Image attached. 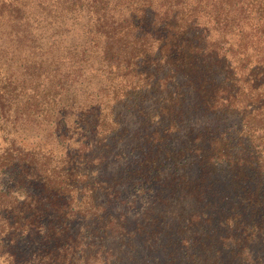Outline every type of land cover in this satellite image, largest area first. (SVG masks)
<instances>
[{"label": "trees", "instance_id": "1", "mask_svg": "<svg viewBox=\"0 0 264 264\" xmlns=\"http://www.w3.org/2000/svg\"><path fill=\"white\" fill-rule=\"evenodd\" d=\"M50 4L87 27L71 32L67 70L44 52L0 82L13 183L0 188V257L264 264V0H39ZM43 123L48 137L24 142ZM37 236L26 258L21 239Z\"/></svg>", "mask_w": 264, "mask_h": 264}, {"label": "rangeland", "instance_id": "2", "mask_svg": "<svg viewBox=\"0 0 264 264\" xmlns=\"http://www.w3.org/2000/svg\"><path fill=\"white\" fill-rule=\"evenodd\" d=\"M51 9L52 11L49 13L48 8H41L39 0H0V82L5 80L7 76H11L13 80L21 78L22 68L26 61L30 60L34 55L40 57L44 52L53 55L54 60L59 62L63 71L67 70L68 64L63 61L65 60L64 54L68 53L65 49L66 47L71 46V43L77 39V45L81 42V38L79 37L72 38L71 32L74 35H81L83 33V28L87 27L84 24L86 18L84 14L74 13L72 15H76V17L69 19L68 16L62 21L60 15L56 14L55 7H51ZM63 22L66 23V26L63 25ZM58 23H60L61 27ZM40 26L41 32L39 30ZM36 32H39V35L40 33H43L44 36L41 40V49L39 47L40 39L34 35ZM56 35H59L60 38L55 42L54 38L57 37ZM31 38H34V40H31ZM31 48L35 49L31 50ZM28 57L30 58L26 59ZM29 128L33 129L29 133L22 134V138L26 143L35 142L39 137H48L46 133L47 128L44 123L41 125H32ZM2 131L3 130H1V132ZM36 133H39L38 138ZM5 141H7V139H5L2 133H0V147ZM131 159L132 158H129L128 156L115 163L121 162L125 164L128 161V164ZM185 161L187 160H180L176 163L172 162L168 164V171L171 173L174 171L175 167L178 166L177 171L181 172L184 169L182 164L187 163ZM170 178L171 174L167 176L166 182L169 183L171 180ZM164 181V176L158 180L155 179L154 182L157 184L153 187L156 188V190L161 188L169 190L165 188ZM12 184L10 172L0 171V188L6 189ZM135 191V189L130 191V198L136 195ZM149 197L150 196L144 198L141 197V199L137 200L135 204L137 207L130 209L129 214L131 217L136 220L141 218V210L147 207L150 203ZM42 245L43 244H41L38 236L35 239L25 237L21 239L20 248L23 250L24 256L27 258L28 255L34 254V250L38 249V246ZM24 261L25 260H23V262ZM32 262L33 261L31 260V263ZM0 264H8L4 256L0 257Z\"/></svg>", "mask_w": 264, "mask_h": 264}]
</instances>
